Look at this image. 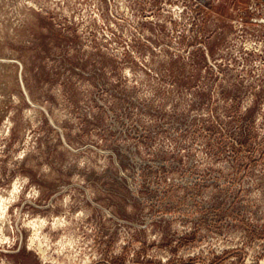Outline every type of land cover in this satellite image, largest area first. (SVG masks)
Returning <instances> with one entry per match:
<instances>
[{
	"label": "rangeland",
	"instance_id": "374dc122",
	"mask_svg": "<svg viewBox=\"0 0 264 264\" xmlns=\"http://www.w3.org/2000/svg\"><path fill=\"white\" fill-rule=\"evenodd\" d=\"M0 264H264V0H0Z\"/></svg>",
	"mask_w": 264,
	"mask_h": 264
}]
</instances>
